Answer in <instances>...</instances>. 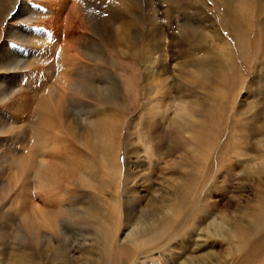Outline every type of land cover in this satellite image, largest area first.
Masks as SVG:
<instances>
[{
  "label": "bare ground",
  "instance_id": "6f19581e",
  "mask_svg": "<svg viewBox=\"0 0 264 264\" xmlns=\"http://www.w3.org/2000/svg\"><path fill=\"white\" fill-rule=\"evenodd\" d=\"M140 1L103 0L107 13L103 16L104 28L113 34V43L119 50L116 57L104 59L99 56L97 64L88 69L85 67V71L71 56V47L61 45V49L56 47V50L53 45L46 55L39 56L37 65V56L33 51V54L25 51L24 47L7 49L5 45L0 48V71L16 73L9 77L8 86L0 78V105L4 104L0 109V176L9 172L6 178L0 179V185L5 187L3 197L19 184L18 200L21 205L18 214L23 222L21 228L34 239L44 235L51 240L61 238L62 241L56 239V247L52 246L51 240L46 242L54 253L64 254L67 246L73 253L89 255L90 247H82L88 235H85L87 231L82 226L92 223L94 234L100 236V247L95 249L98 252V264H134L135 260H139V264L149 263L159 247L155 246V241L167 237L165 243L168 244L167 241L176 236H183L179 247L183 246V255H187L181 256L183 260L177 264H219L220 261L223 264L214 252L213 239H217L220 244L224 242L227 245L225 249L229 247L227 255H238V264H264V97L260 103L252 102L248 106L242 104L236 107L235 103L241 87L245 86L239 65L242 64L244 70L249 72L254 67V71L264 76V35H260L264 34V22L260 23L263 30L257 29V20L264 17V0H213L218 11L217 26L220 30H213L216 24L210 22V27L206 29L213 31L211 35L202 31L198 34L189 32L202 39L200 42L195 41L193 49L185 50V55L179 57L180 61L172 72L162 56L158 59L157 68L153 66L157 59L153 46L160 45L161 36L159 32L153 35L156 33L153 32L157 20L153 7L146 5L147 0ZM195 2L190 0L192 4ZM14 4L18 7L14 19H18L24 7L19 4V0ZM142 4L148 12L145 24L147 32H144L146 40L142 45L143 63L139 72L123 59L137 56V38L140 37L130 17L133 16L134 8ZM57 5L51 18L61 15L60 6L56 9ZM5 9V6H0V14ZM6 10L8 14L12 8ZM31 16V12H28L26 19H31ZM203 24L206 26L204 20ZM12 30H9L8 38L17 40V35H23L19 37L24 45L40 46L46 39L40 40V34L36 36L32 31H27L26 35L30 37H24L23 30L16 27ZM149 30L151 32L148 33ZM220 31L227 32L231 37L229 42ZM64 35L68 41L69 34ZM105 35L101 33L100 37ZM31 37L33 39L30 41ZM52 41L49 38V43ZM212 42H216V46L218 43L219 47L214 48L210 45ZM17 55L21 60L16 58ZM11 58L13 63H10ZM126 69L130 72L126 73ZM171 73L179 75L182 80L176 86L182 85L186 93L190 92L191 95L188 94L190 100L187 94L179 97L183 99L180 101L183 111L176 112L177 118L174 116L173 121L167 122L165 105L161 103L167 97L158 100L154 96L157 91L161 95L166 90L164 78ZM157 78L163 81L155 84ZM118 80L122 81L121 97ZM250 80L251 85L257 84L256 76H251ZM249 89L252 90L251 87ZM250 90L246 91L247 99L253 98ZM87 98L94 103L89 104L90 110L88 107L85 109L84 99ZM139 98L144 99L143 103L140 104L142 99ZM158 104L162 106L163 112H159L161 107ZM135 111L142 117L135 119L129 129L140 127V131L136 129L137 132L128 133V137L137 136L145 151L151 150L149 157L153 156L158 161L167 154V143L172 153L178 152L180 163L173 175L178 186L173 197L167 200V192L162 190L163 184H167V176L161 179L163 184L155 188V185H148L153 169L150 166L147 170L143 169L145 174H141L143 185L140 187L144 188V194L137 195L135 191L134 199L138 205L150 203L156 199L153 193L159 190L161 193L158 198L163 201L158 210V219L152 221V228L145 235L130 240L133 248L124 247L113 255L112 249L116 248L114 243L122 223L118 216L120 196L124 191L123 183L130 178L127 171L123 172L120 163L121 131L127 124V118ZM230 111H233L234 116L227 126L225 116ZM230 128L232 132H228ZM185 134L187 137H184ZM25 140H30L31 149L25 151V147L21 153H17L18 147L28 146L29 141L26 143ZM160 147H166L164 153ZM219 171L228 177L227 183L235 181L238 185L246 183L254 186L256 193L253 196L256 199L247 198L244 204H238L234 210L232 206L236 201L227 203L228 208L211 203L210 196L205 195L204 191L214 184ZM40 194L45 204L34 208L31 200L34 195L42 198ZM48 194L50 196L47 197ZM12 215L6 214V217L12 218ZM65 227L67 230L76 229L79 234L77 237L81 240L74 239L73 234L74 241H71V232H67L68 236L64 234ZM3 234L0 230V235ZM66 238L69 239L68 244ZM143 242L146 244L142 245ZM100 253L102 256H99ZM28 254H12L9 263L39 264Z\"/></svg>",
  "mask_w": 264,
  "mask_h": 264
},
{
  "label": "rangeland",
  "instance_id": "374dc122",
  "mask_svg": "<svg viewBox=\"0 0 264 264\" xmlns=\"http://www.w3.org/2000/svg\"><path fill=\"white\" fill-rule=\"evenodd\" d=\"M15 1H18V0H2V1L0 0V6H2V8L4 6L6 7V9L12 8V10L9 11L8 14H7L8 10H6V9L4 11H2L3 13L0 14V48L3 47V45H5V46H7L6 47L7 49H12V47H15V49H18L19 47H24L25 51H30V52L33 51L35 53V56H37V59L35 60V65H37L38 59L40 60L39 56L40 55H46L48 53V49L52 48L53 45H55V47L53 46V49H56V50L58 47H60V49H61V47H62L61 45H63L64 47H71L72 48L71 56L73 58H76V64H80L79 66L82 67V69H81L82 71H85L86 68L88 69L89 67L92 68L94 66V64L96 65L97 59L100 58L99 56H101L104 59H108V57L111 58L112 56H115V57L117 56L119 49L116 47V44L113 43L115 41V37L113 36V34H110V32L106 28H104L105 24H104L103 16H104V14L107 15V13L105 11L106 9H104V7H103V0H61V1L60 0L59 1L58 0L57 1L56 0H19V4L24 7L23 8L24 10L21 12V14L23 13L22 16H19L18 19H14L15 15L17 14V11H18L17 4H14ZM104 1H106V0H104ZM107 1L112 2L114 0H107ZM142 1H145V0H142ZM142 1H140V2L142 3ZM196 1H197V3L195 2L194 4H192V3H190V0H147L148 4H146V5L153 7V11L155 12L156 18H157V20L155 21V27H154V32H153V33H155V32L156 33L153 35L156 36V34L159 32V34L161 36L160 37V39H161L160 45L156 44L153 46L156 48V50H155L156 54L154 55V57H157V59H155V61L153 63L154 67L157 68V66L159 64L158 59H160L162 56L163 58H165V62L167 64V66H169V68L172 72L174 70L175 64L180 61L179 57L182 58L185 55L184 54L185 50L186 49L189 50V48L193 49V45L196 42L201 41L202 38H200L197 35L199 33V31H202L204 34L211 35L210 33L213 31L206 29L207 27H210L208 25V23H210V22L212 25H213V23L216 24V25H213V28H212L213 30H215L217 28L219 29V26H217L218 25L217 20L219 17L218 11L215 8V4H214L213 0H196ZM56 4H58L56 9L58 8V6H60L59 8L61 11L60 12L61 15L55 16L56 18L55 17L51 18L52 12L54 13ZM202 5H204V6H202ZM98 7H99V9H98ZM61 8H63L64 10ZM100 8H101V10H100ZM210 8H212V9H210ZM147 10L148 9H146V7L143 6V4H142V6H138V8H134L133 16H131L130 18L133 19V23L136 27V30L139 32V37H140V38H137V46H136L137 47V53H136L137 56L135 58L123 59L124 62H127V63L133 65L134 69L137 68L139 70V72L141 71L140 65L143 63L142 45L144 43V40H146L144 34L147 32L145 30L146 29L145 24L147 23V20H146L147 19L146 14L148 12ZM195 10H197V11H195ZM28 12H31V15H32L31 19L30 18L26 19V14H28ZM194 12H196V15ZM199 12H201V13H199ZM6 14H7V17L4 18V15H6ZM197 14H198V16H197ZM38 15H39V17H38ZM197 17H198V20H200V21L197 20ZM38 19H39V21H37ZM260 19H261V21H260ZM263 19H264V17L259 18V20H257V23H259V26H257V29L261 28V30H263V26H261V24H260V23L264 22ZM203 20L205 21L206 26H204ZM102 21H103V23H102ZM98 23H100V24H98ZM101 25H103V26H101ZM198 26H199V28H198ZM15 27L19 28L20 30H23V33H25L24 37L28 36V35H26V34H28L27 31H30V32L32 31L33 33L36 34V36H38L40 34V38H41L40 40L46 38L45 40H43V42H42L43 44L40 43V46H42V49H40V46L37 45L38 46L37 47L35 44H34L35 46L24 45L23 42H21L22 40H20V37H19V36L23 37V35L15 34L18 37V39H17L18 41L15 39L14 40L9 39L7 36L9 33V30L11 31L12 28L14 29ZM68 28H70V29H68ZM155 28H157V31H155L156 30ZM12 31L16 32L15 30H12ZM149 32H151V30H149L148 33ZM189 32H191V33L194 32L197 34L192 35ZM67 33L69 34L68 41H66L63 37V36H65L64 34H67ZM101 33L104 35L106 34V35L102 38V37H100ZM221 33H223V37L225 39H228V42H229V39L231 37L229 35H227V32L222 31ZM260 35L262 36L264 34H260ZM28 37H30V36H28ZM28 37L25 39H28ZM32 37L29 38L30 41L33 39ZM48 37L53 39L54 42L52 41L49 43ZM97 37H98V39H97ZM251 37H252L251 39L253 40L254 34ZM69 39H71L70 40L71 42H69ZM208 40H210V39H208ZM139 42H140V44H139ZM184 42H185L186 46L184 45ZM152 43H153V41H152ZM204 43L206 44L207 42H204ZM180 45H181V47H180ZM210 45H212L214 48L217 46L219 47L218 43L216 46V42H212ZM46 46H48V48ZM232 46H233V44H232ZM60 49H58L59 53H60ZM33 52H32V54H33ZM180 53H182V54H180ZM108 55H110V56H108ZM88 57H91V59L93 58L92 59L93 61L91 59L89 60ZM16 58H19L21 60V57H19V55H17ZM262 58H263L262 60L264 61V57H262ZM94 62H96V63H94ZM10 63H13V58H11ZM239 66H240L241 73L244 76L245 86L241 87L242 90L239 91V93L237 94V96L235 98L236 107L241 106L242 104H246L248 106L252 102L253 103H260L264 97V92H263L264 91V87H263L264 86V80H263L264 76L262 74H260L258 71H254V67L249 72V71L244 70V67L242 66V64ZM256 67L257 66H255V68ZM14 71H16V70H14ZM127 71L130 72L129 69L125 70L126 73H128ZM255 72H256V74H255ZM10 73L11 72L6 73L3 71H0V78H2V80L4 79L3 80L4 85L8 86L7 83H10L9 77L10 76L12 77V76H14V74H16L15 72H12L11 74ZM171 74H169V75H171ZM110 75L113 76L112 74H110ZM169 75L167 74V78H164L165 83H167L166 90H164L163 94H161V95H159V91H157L158 93H156L154 96L158 100L159 99L162 100L163 98L167 97V99L164 101V103L162 102L163 100L161 101L162 105L163 104L165 105L164 115L166 114L165 116L167 117V122L173 121L174 116H176L175 118H177L176 114L181 113L180 111H183L182 106H181L182 105L181 102L183 99L180 100L179 97L183 94H187V96L189 97L187 99L190 100L189 95H191L190 92L186 93V90L183 88L182 85L176 86V84H178L177 82L180 83L182 81L179 79V75L178 76H176V74H174V75L172 74L173 76L172 75L169 76ZM253 75L256 76V80H257L256 85L250 84L251 83L250 79H251V76H253ZM259 76H261V78ZM7 81H9V82H7ZM162 81H163L162 78H157V79H155V84H159ZM261 81H263V83H261ZM121 82L122 81L118 80V85L120 88V92H119L120 97L122 96ZM141 84H142V82H141ZM248 86H250L252 90H250L249 89L250 87H248ZM249 90L252 91V93H251L252 97H253L252 99H247L248 97H247L246 93H248V92H246V91H249ZM255 97H256V99H255ZM16 98H18V97H16ZM140 99H142V98H139V100ZM140 101H141L140 102V104H141V103H143L142 101H144V99H142ZM185 101H187V100H185ZM89 104L94 105V103H93V101H91V99H89V98H87L86 100L84 99L85 109H86V107H88V110H90L91 107L89 108ZM160 104H158V106H160ZM3 107H4V104L0 105V109ZM160 107L161 108H160L159 112H163L162 106H160ZM253 112L255 113L256 110H254ZM84 115H86V114H84ZM233 116H234L233 111L228 112V114L225 116V122L228 120L226 122L227 126H228V124H230V121L232 120L231 118H233ZM141 117H142V115H141ZM141 117H140V113L138 111L133 112L127 118L128 120H127V124H126L124 130L121 131L120 163L122 165V169H124L123 172L126 173V171H127L130 175L129 176L130 178H128L123 183L124 191H122L123 195L121 194V196H120V205H119L120 209H119L118 216H119L120 221L122 223H121L120 230L117 233L116 241L114 243L116 248L113 247V249H112L113 255L116 253V251H118L119 249H123L124 247H132L133 248L134 246L132 244H130L131 243L130 240L137 237V236L145 235L150 230V228H152V225L154 223L152 221H155V220L157 221V219H158V215H157L158 210L160 209V203H162V201H163V199L158 198L159 193H161L159 190L155 191L153 193V195L155 196L156 199L151 201L152 203L150 202V203L146 204L145 202H142L141 204L138 205V202H136L134 199L135 191H136L137 195L140 194L142 196L144 194V188L140 187L141 185H143L142 184L143 180L141 177V174L144 173V172H142L143 169L147 170V168L149 166L151 169H153L152 171H150L151 178H150V182L148 183V185L149 186L155 185V188H159L161 186V184H163V182H161V179H164L163 177L167 176V184H163V189H162L163 191L165 190V192H167V200H169V199H171V197H173V195L176 193L175 188L178 186L176 184L177 180H175L174 176H173L174 173L176 172V170L178 169V163H180V155L178 152L172 153L170 151V148H169L170 145L167 143V154H164L165 157L158 161L153 156L149 157V155L151 154V150H148V152H146L144 146H142L143 144L141 142H139L137 136L128 137V133H130V132L135 133L137 131L138 132L140 131V127H137V128L135 127V128H131V129H129V127L133 126L135 119L141 118ZM156 119H158V117ZM136 129H137V131H136ZM228 132H232V129L230 128V130ZM184 137H187V135L185 134ZM136 140H138V141H136ZM27 141H29L28 146L24 145V147L23 146L21 148L18 147L17 153H21L23 151L22 149H24L25 147H26L25 151H27L28 149H31V142H30V140H25L26 143H27ZM160 148H161L160 150H162V152L164 153V149H166V147H160ZM137 151H139V152H137ZM155 164H157V165H155ZM152 165L154 166V168L152 167ZM156 170H157V172L155 173ZM160 170H162V172ZM6 172L3 176H0V179H1V177L2 178L7 177V174L9 172L8 171H6ZM134 177L136 179H134ZM152 178L156 179V181L153 180ZM227 179H228V177L226 175H223V171H219V173H217V178L215 179L214 184H211L208 186V188H205L206 190L204 191V194L210 196V198H211L210 202L211 203H214L217 206H220L221 208H223V207L228 208L229 205H227V203L229 204V203L236 201V202H234V205L232 206V210H234V209H237L238 204H241V205L244 204V201L247 200V198L248 199L251 198L252 200L256 199V196L255 195L253 196V194L256 193V191L254 190V186L251 187V185L246 184V183H244L243 185H238V184H236L235 181L227 183ZM157 181H158V183H157ZM156 183H157V186H156ZM19 187H20L19 184L16 187H13L12 192L10 194H8L6 197H3L4 193H5L4 192L5 187H4V185H0V228H1L0 230L4 233L3 235H0L1 239L4 238L2 240L0 239V264H10L11 263L10 255L15 254V253H19V252H23V254H25V255H26V253L28 254L30 252L28 255H31L30 256L31 259L35 260L36 262H39V264H90V263L96 264V262L98 264V261H96L98 252L95 249L97 247H100L99 246L100 245V236L97 235L96 233L94 234L95 230H94V226L92 223H89L86 226H82V228L87 231V233H85V235L88 234L87 235V242L85 243V245H82V247H85L86 249L88 247H90L89 248V251H90L89 255H87V254L86 255H79V253H73V250L69 251L67 246H66L65 252H63L64 254L54 253V251H52L51 249L49 250V248L47 247L48 245L46 244V242L48 243L51 240V238L44 237L45 236L44 235V236H41V238H35L34 239V238L30 237L29 234L26 235L25 234L26 232L23 231L24 228L23 229L21 228V226H23L22 225L23 222H22L21 218H19L20 216L18 214V209L20 208V205H21V201L18 200ZM220 189L221 190L223 189V190L221 191ZM54 193H56V192H54ZM170 195H172V196H170ZM40 196H42V198L39 197L40 198L39 199L36 197V195H34L33 200H31L32 203L34 202L33 203L34 208L39 207V206L40 207L44 206L45 203H43V201H42L43 195L40 194ZM46 196L48 197V196H50V194H48ZM238 200H239V202H238ZM48 204L50 205V203H48ZM108 208L110 209V206ZM129 209L130 210L133 209V210L130 211ZM133 212H134V214H133ZM10 213L13 214L12 215L13 217L7 218L6 214H10ZM147 213H149V214H147ZM136 214H139V215H136ZM146 215H147V217H146ZM168 215H169V213H167V216ZM216 216L218 217V214ZM147 221H149L150 223L149 222L147 223ZM125 224L127 225V227ZM68 225L69 224H67V226ZM72 227L76 228L75 225H73ZM73 228H71V229L68 228V230H67L65 227L64 228L65 236H68L67 232L68 233L71 232L70 233L72 235V237H70L71 241L72 240L74 241V239H76V238L81 240V238L79 236L77 237V235H79L77 230L73 229ZM18 229L22 230V231H19ZM142 230L144 231L143 233H141ZM172 232H173V229H172ZM73 234H75L74 239H72L74 237ZM134 234H136V235H134ZM19 235H20V238H18ZM126 236H128L129 238ZM29 237H30V239H28ZM182 237L183 236H176L172 240L167 241L168 244L165 243L167 240V237L166 238L164 237L165 239L164 238L157 239L155 241L156 242L155 246L157 245L159 247L154 251L152 259L148 261L149 263H145V264H165L166 259H167V264H177V263L182 262L183 256L184 257L187 256V255L186 256L183 255L184 250L181 249V248H183V246L179 247L181 245V241L183 240ZM25 239H26V242H25ZM42 239H43V241H42ZM56 239L62 241L61 238H56ZM56 239L52 238V240H51L52 246H54V247H56L58 244ZM65 240H66L65 241L66 244H68L69 239L66 238ZM213 241H215L214 246H213L214 252L219 256V259L222 260L223 264H238L240 257L238 255H235V254H231L230 256L227 255V253L230 250H229V247L225 249V247L227 245L224 242L222 244H220V242L217 241V239H213ZM73 243L74 242H72V244ZM40 244H42V245L44 244L43 247H41L42 245H40ZM120 244L123 246H121ZM144 244H146V242H143L142 245H144ZM36 245L38 248H36ZM73 245H76V243H74ZM32 247L34 249H32ZM170 247H172V248H170ZM26 250H28V251H26ZM43 250H46V251L43 252ZM163 254H164V256H163ZM100 255H101V253L99 254V256ZM181 256H182V258H181ZM165 257H166V259H165ZM174 261H176V262H174ZM134 264H139V260H135ZM219 264H221V261L219 262Z\"/></svg>",
  "mask_w": 264,
  "mask_h": 264
}]
</instances>
